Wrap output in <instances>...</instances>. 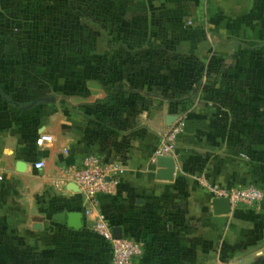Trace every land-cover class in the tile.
Masks as SVG:
<instances>
[{"label": "crops", "instance_id": "crops-1", "mask_svg": "<svg viewBox=\"0 0 264 264\" xmlns=\"http://www.w3.org/2000/svg\"><path fill=\"white\" fill-rule=\"evenodd\" d=\"M89 153L123 168L98 207L134 264H264V197L216 213L205 183L264 188V0H0V264H110L61 173Z\"/></svg>", "mask_w": 264, "mask_h": 264}, {"label": "built area", "instance_id": "built-area-1", "mask_svg": "<svg viewBox=\"0 0 264 264\" xmlns=\"http://www.w3.org/2000/svg\"><path fill=\"white\" fill-rule=\"evenodd\" d=\"M182 130L180 121H176L162 134L159 145L154 150V159L159 155H175V137ZM52 137L42 133L38 141H47ZM35 167H42L43 161L34 162ZM122 166L112 160H105L95 154H86L79 164L64 165L61 173L71 179L84 196L86 204L84 215L90 218L92 230L105 241L110 251V264H134L142 253L140 240L128 236L113 237L111 224L106 215L99 209L98 195L113 193L122 173ZM214 197L227 196L232 204L243 203L255 205L264 197V188L255 183L223 186L205 181Z\"/></svg>", "mask_w": 264, "mask_h": 264}, {"label": "water", "instance_id": "water-1", "mask_svg": "<svg viewBox=\"0 0 264 264\" xmlns=\"http://www.w3.org/2000/svg\"><path fill=\"white\" fill-rule=\"evenodd\" d=\"M53 96H39L30 102V105L38 101L53 100ZM158 168L156 169V176L159 178H171L174 168V159L169 155H159L156 158ZM71 189L78 190V186L75 182L69 183ZM212 207L216 213H227L231 208V202L227 196L213 197ZM52 217L59 221H64L68 226L72 228H80L82 226V214L80 210H62L54 213ZM38 226V225H37ZM112 236H122L121 230L118 226H112Z\"/></svg>", "mask_w": 264, "mask_h": 264}]
</instances>
